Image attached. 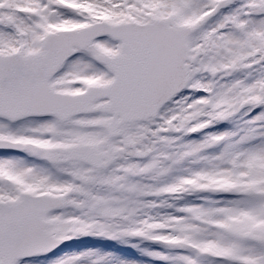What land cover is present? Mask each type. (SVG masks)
<instances>
[{"label": "snow or ice", "instance_id": "1", "mask_svg": "<svg viewBox=\"0 0 264 264\" xmlns=\"http://www.w3.org/2000/svg\"><path fill=\"white\" fill-rule=\"evenodd\" d=\"M0 264H264V0H0Z\"/></svg>", "mask_w": 264, "mask_h": 264}, {"label": "rangeland", "instance_id": "2", "mask_svg": "<svg viewBox=\"0 0 264 264\" xmlns=\"http://www.w3.org/2000/svg\"><path fill=\"white\" fill-rule=\"evenodd\" d=\"M219 130H223L225 128L231 127V125L228 124H221L217 126ZM103 244L105 247L107 248H120V245L115 244L114 242L108 241H98V240H94L92 238H85L83 241L81 242H77V243H72L68 246V250H72V249H78V248H82L86 245H101ZM129 253L131 254H135V250H127Z\"/></svg>", "mask_w": 264, "mask_h": 264}]
</instances>
